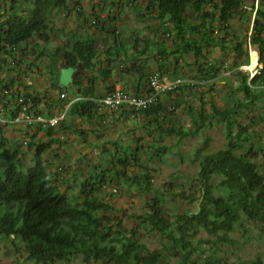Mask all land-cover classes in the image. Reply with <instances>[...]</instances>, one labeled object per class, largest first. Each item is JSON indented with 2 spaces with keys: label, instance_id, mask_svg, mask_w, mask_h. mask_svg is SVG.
Instances as JSON below:
<instances>
[{
  "label": "trees",
  "instance_id": "trees-1",
  "mask_svg": "<svg viewBox=\"0 0 264 264\" xmlns=\"http://www.w3.org/2000/svg\"><path fill=\"white\" fill-rule=\"evenodd\" d=\"M122 3V0H111L106 6L100 5L99 13L89 15L93 17L90 20L96 31L113 35L112 46L99 50L97 40L85 35L71 38L68 43L49 52L44 46L36 49L34 42L36 39L49 42L53 32L49 25L51 10L74 11L76 18L87 21L79 3L76 0H0V75L36 53L37 58L46 56L49 60L45 68L52 77L50 89L65 93L57 101L61 108L58 114L62 111L64 114L58 128L42 122L35 124L34 130L44 132V139L34 140L32 133L26 142L7 143L5 129L12 124L0 122V236L10 239L13 244L21 242L25 260L32 264H71L72 257L79 255L82 264H162L166 255L177 257V264H213L212 256L217 247L233 242L231 232L242 217L258 223L264 231V174L252 160L256 151L251 142V124L241 123L242 116L250 118L251 123L262 117L261 112L254 117L251 112L259 108V100L264 105V0H252L249 5L247 0H146L147 13L160 25L169 23L178 38L171 47L159 41L152 43L158 47L160 59L169 54L178 63L183 54H190L200 80L181 81L172 89L159 93L147 107L132 110L136 117L147 119L142 121V128L151 140L140 143L143 137L128 135V143L117 141L109 150L106 163H94L77 183V192L69 195L62 188V173L66 167L56 165L55 171L51 172L43 157L52 144H62L58 137L59 128L68 129L70 124L65 121L69 118L70 121L76 118L90 121L96 115L102 116L99 99L114 91L118 82L114 78L115 69L137 76L143 92L136 90V95L151 91L147 67L137 60L144 52L137 49L140 39L135 38L131 53H120L117 49L122 41L117 29V15L111 13ZM248 12L254 14L249 20L251 27L240 36L233 31L231 20L235 16L246 17ZM192 16L198 17L199 22L190 21ZM140 17L145 18V14ZM246 18L250 19L249 15ZM248 41L256 44L260 52L258 61L261 66L252 76L239 68L241 64L249 63ZM215 46L222 52H233L232 77L237 82L235 86L229 85L226 93L229 105L222 108L216 104L212 93L214 78L222 71L219 62L209 58ZM129 54L130 64L121 67L123 56ZM250 59L254 62L253 70L257 61L253 54ZM59 64L76 67L70 88L58 85ZM32 65L38 66L35 58L26 67ZM162 67L163 64L159 63L161 75L166 73ZM177 78L172 77L170 81ZM99 85L103 87L102 92ZM205 85L209 87L208 91L200 88ZM12 86V80L5 83L4 78L0 79V103H3L5 117H14L20 112L17 103L20 95L25 98L23 104L30 102L29 109L45 116L52 115L55 104L48 91L21 93L18 88L11 89ZM5 89L10 90V94L2 93ZM184 89L198 96L196 107L186 98ZM69 90L72 94L67 96ZM173 92L176 97L168 99L166 104L164 99ZM207 92L211 96L204 99ZM67 102L70 103L64 109ZM170 106H181L190 116L191 128L165 121ZM213 121L224 124L226 143L211 151L207 130ZM197 132L202 134V140L193 151L191 160L198 161L195 178L199 183V195L180 194L190 201L198 199V206L194 211L175 213L171 218L164 210V196L148 194L152 189V170L141 161L140 155L147 151L152 158L159 157L170 146L163 143L164 137H175L179 143ZM23 145L33 155V164L26 168L22 162ZM101 148L105 146L101 145ZM120 177L149 195L142 212L129 215L133 219L129 229L111 222L105 214L111 205L100 195L103 183ZM201 229L209 237L194 243L192 238ZM144 234L158 235L159 247L150 249L141 240ZM204 242L213 249L212 253H206ZM253 264H261V260L257 257Z\"/></svg>",
  "mask_w": 264,
  "mask_h": 264
},
{
  "label": "rangeland",
  "instance_id": "rangeland-1",
  "mask_svg": "<svg viewBox=\"0 0 264 264\" xmlns=\"http://www.w3.org/2000/svg\"><path fill=\"white\" fill-rule=\"evenodd\" d=\"M111 0H99L100 5H108ZM117 2L118 0H114ZM123 3L120 7L114 9L111 15H117V25L120 34L122 45L118 46L117 49L120 53L133 52L135 38L138 37V50L144 52L139 54L138 61L144 63L147 67V75L153 73H159L160 80L168 82L173 80L172 77H179L181 81L193 80L199 81L200 74L196 71L194 64V58L190 54H183L178 63L173 60V55H167L165 59H160L158 47L152 44L154 41L163 43L166 47H171L174 44V40H178L175 37L174 28L168 23L166 25H160L155 17H151L146 11V0H122ZM257 1V0H256ZM252 0H247L249 5ZM88 8V6H87ZM90 8V7H89ZM91 13H99L101 11L100 6L92 8ZM108 8H105L107 11ZM145 14V18L140 15ZM249 15L250 19L246 17ZM246 17L235 16L231 20L233 31L236 34L243 36L246 33V28L250 29L249 20H252L254 14L247 13ZM92 17V16H90ZM93 18V17H92ZM90 21V20H89ZM83 27L87 26V29L81 31L76 27L75 33L79 34H95L96 29L93 27L90 21ZM190 21L199 22L198 17L192 16ZM249 33V32H248ZM68 32L66 31V35ZM230 38V37H229ZM53 39V38H52ZM97 40V46L99 50L104 49L102 45V39L99 35L95 38ZM106 39L108 40L109 47L113 45V35L107 34ZM56 40H49L44 46L46 51L52 52L56 48ZM111 44V45H110ZM247 50L249 54V63L241 64L240 69L248 71L250 74L255 73L261 66L259 63L260 52L256 44L246 42ZM39 47H36L38 49ZM115 50V47H113ZM135 54V53H134ZM251 54L255 56L257 65L253 70H249L246 66L253 67L254 62L250 59ZM136 55V54H135ZM33 56V57H32ZM31 57L35 58V63L41 70V73L45 77L48 76L49 70L45 68L48 65L49 60L46 56L38 57L34 53ZM233 52L226 50L222 52L218 46L211 49L209 58L212 61L219 62L222 67L221 73L214 78V88L212 91L214 100L219 107H225L229 105V101L226 98V93L229 90V85H237V82L232 77V62L234 61ZM123 65L130 64V54L123 56ZM170 61V62H169ZM201 61V60H199ZM159 63L163 64L162 69L166 71L164 74H160ZM25 65V64H24ZM61 67V64H59ZM7 67V66H6ZM122 67V64H121ZM34 68V67H33ZM79 70V69H78ZM12 70H7L1 74H10ZM77 71V70H76ZM75 71V73H76ZM133 73H125L123 76L124 86L119 87L129 94H135L136 89H139L137 83V76ZM70 88V86H68ZM202 91H208L207 85L200 87ZM199 89V87L197 88ZM133 90V92H132ZM143 92V90L141 91ZM140 92V93H141ZM186 98L192 103L193 106L199 104L198 96L184 89ZM241 95L240 93H237ZM211 95L209 92L204 93L203 98L209 99ZM176 97L173 92L169 98L164 99V102L168 104L170 98ZM262 100L258 101L259 108L254 109L251 112V116L257 115L258 112L262 113V117L255 119L253 123L250 122V118H241V123L248 124L249 131L252 134L253 148L256 151V155L252 157V160L257 164L258 169L264 174V105ZM125 108V112L128 116L121 119L118 116L115 117V122L107 125L97 126H84V121L78 118L74 119L73 126L58 131V137L62 144L54 143L51 149L43 156L45 163L51 172L55 171L56 165H63L66 170L63 171L64 181L62 188L65 189L66 193L71 195L77 192V183L81 178L88 174L92 169L94 163L101 162L103 165L107 161L109 156V150H112L117 141L126 144L129 142L128 135L134 137H143L140 143H146L151 140L147 137L145 130L142 128L143 117H136V113L132 112L133 108L129 106H123L120 110ZM167 117L165 121L167 123L175 122L176 124L182 125L185 128H191L192 123L190 116L181 108L169 107L167 110ZM60 124L54 125L58 128ZM83 125V126H82ZM88 127V128H86ZM34 128H27L22 125H9L5 129V137L7 143L15 142H26L30 139L33 134L34 140L39 138L44 139V132L38 131ZM85 133L84 136L81 133ZM210 135L209 150L214 151L221 148L226 143L224 124L222 122L213 121V124L207 130ZM163 143L170 145L168 151L165 154L159 155V157L152 158L150 152L144 151L141 153V161L152 170L151 191L149 195H163L165 198L164 210L169 217H173L175 213H182L187 211H194L198 206V199L192 201L182 196L180 193L184 192L187 196L190 193L199 195V183L196 180V174L198 171V161H192V155L195 148L202 140V134L197 132L194 136H187L177 143L175 137H164ZM104 145L105 148H101ZM247 147V145H246ZM24 155L22 156L23 168L31 166L33 164V155L28 150L26 145L22 146ZM102 151H104L102 153ZM113 180V181H111ZM108 180L101 186L100 195L103 196L108 204L111 205L105 214L111 219V222L121 224L126 229L131 228L133 225V219L129 215L134 213L142 212L145 207L146 201L149 199V195L146 192H141L137 189V185L127 183L122 177ZM71 185V187L69 185ZM233 242L231 244H219L216 253L212 256L213 264H253V261L257 257L261 260V264H264V231L261 230L260 225L255 222H251L248 219L242 217L231 232ZM157 236H141V240L152 250L159 247ZM209 235L206 231L200 230L196 237L192 238L194 243H197L200 238H207ZM207 247L206 253H212L213 249L208 248V243H203ZM215 249V248H214ZM26 253L24 252L23 245L19 241H15V244L10 239L0 236V264H32L30 261L25 260ZM203 256V255H202ZM195 257V254L193 255ZM203 258V257H202ZM200 258V260H202ZM71 264H82V256H73ZM162 264H177V257L164 256Z\"/></svg>",
  "mask_w": 264,
  "mask_h": 264
},
{
  "label": "crops",
  "instance_id": "crops-1",
  "mask_svg": "<svg viewBox=\"0 0 264 264\" xmlns=\"http://www.w3.org/2000/svg\"><path fill=\"white\" fill-rule=\"evenodd\" d=\"M76 1L79 3L80 8L84 11V15L88 19L87 21L76 18L74 11H72L70 13H64L62 9H52L51 10L49 25L53 28V32H52V34H50V40H53V39L56 40V42H55L56 47L62 46L64 44L68 43L71 38H74L76 36H85V34L75 33L76 27L78 29H80L81 31H83L84 29H87V26L83 27V25L87 24L88 21L90 20V16L87 13V11L92 10L91 6H92V8H96V6H100V3H98L99 0H76ZM69 3L71 6L74 5L73 2H69ZM87 6H88V8H87ZM66 31L68 32L67 35H66ZM86 35H90L94 38H96L99 35V38L102 39L101 40L103 43L102 45L107 44L106 46H104V49L109 48L108 40L106 39L107 34H105L104 32L96 31L94 35L92 33L86 34ZM34 44H36L37 47H39V49H41L42 44L45 45L46 43H43L41 40L36 39ZM32 55H30L29 58H24L23 63H21L19 66L14 65V68H12L11 69L12 71H10L11 73L10 74L5 73V74H3L4 77H1V78H4L5 83L12 80L13 86L11 87V89L18 88L21 91V93L22 92L23 93L24 92H30V93L35 94L38 92L48 91L50 96H52V99H53L54 104H55V107H53L51 109L52 115H57L61 109L59 107V104L57 101H58V97H60L59 95L62 91L60 92L57 89H50V84L52 81V77L50 76V74H48V76L45 77L43 75V73H41V70L38 66L32 65L31 68L26 67L27 63H29L30 60L32 59V57H33ZM122 65H123V62H122ZM8 67H9V65H7L6 68L8 69ZM59 68H60V66H59ZM124 74L125 73L122 72L121 70L115 69L114 78L118 79V82L116 83L115 87L124 86V80H122ZM99 89L102 92L103 87L101 85H99ZM140 89L141 90L143 89L142 86H139V89H136V90L140 92L141 91ZM132 92H133V90H132ZM71 94H72L71 90L66 92L67 96H69ZM125 108L126 107H124L122 109V112H120L121 108L119 110H116V111H109L106 107L101 106L99 111H100L102 116L96 115L90 121H84V120H81L79 118L78 119L81 121H84V124H83L84 126L89 125L91 127H93V126L98 127L99 125H107V124L112 123L113 121L115 122V120H117V119H115V117L118 116V113L121 116V119H124L125 116H128L126 114L127 112H125L126 111ZM139 117L140 116H137V118H139ZM141 117H143V116H141ZM70 120H71V118H69L68 121H65V123L70 124L72 127L75 122L70 121ZM86 128H88V127H86Z\"/></svg>",
  "mask_w": 264,
  "mask_h": 264
},
{
  "label": "built area",
  "instance_id": "built-area-1",
  "mask_svg": "<svg viewBox=\"0 0 264 264\" xmlns=\"http://www.w3.org/2000/svg\"><path fill=\"white\" fill-rule=\"evenodd\" d=\"M253 74H250L252 76ZM179 82L180 78H177L174 81L163 82L160 80L159 73H153L149 75V88L151 91L142 96L136 94H129L119 87H115L114 91L110 94L105 95L103 98L99 99L101 106L106 107L109 111H116L122 108L123 106H129L133 109H142L147 107L150 103H153L157 95L167 89H172ZM10 94V90H3L2 93ZM1 94V93H0ZM60 97H64L65 93H60ZM25 98L20 95L17 98V103L20 105V112L14 117H5L3 115V103H0V122L6 121L14 125H22L27 128H34L35 124L38 122L47 123L49 126H54L59 123V120L62 119L63 113L45 116L41 113H38L35 109H29L30 102L24 103ZM5 101V99H4ZM70 102H67L64 109L69 105Z\"/></svg>",
  "mask_w": 264,
  "mask_h": 264
},
{
  "label": "water",
  "instance_id": "water-1",
  "mask_svg": "<svg viewBox=\"0 0 264 264\" xmlns=\"http://www.w3.org/2000/svg\"><path fill=\"white\" fill-rule=\"evenodd\" d=\"M76 71L74 66H61L59 68L58 74V85L59 86H69L72 81Z\"/></svg>",
  "mask_w": 264,
  "mask_h": 264
},
{
  "label": "bare ground",
  "instance_id": "bare-ground-1",
  "mask_svg": "<svg viewBox=\"0 0 264 264\" xmlns=\"http://www.w3.org/2000/svg\"><path fill=\"white\" fill-rule=\"evenodd\" d=\"M247 69L251 70L250 66H246Z\"/></svg>",
  "mask_w": 264,
  "mask_h": 264
}]
</instances>
